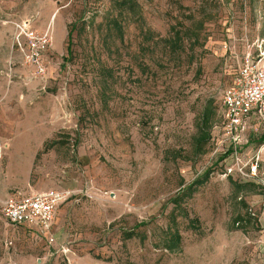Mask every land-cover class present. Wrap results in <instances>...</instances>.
<instances>
[{
    "label": "rangeland",
    "instance_id": "obj_1",
    "mask_svg": "<svg viewBox=\"0 0 264 264\" xmlns=\"http://www.w3.org/2000/svg\"><path fill=\"white\" fill-rule=\"evenodd\" d=\"M24 19L44 77L14 46ZM247 53L264 63V0H0V264H264V117L236 150L223 132ZM49 190L68 193L48 232L3 219Z\"/></svg>",
    "mask_w": 264,
    "mask_h": 264
},
{
    "label": "built area",
    "instance_id": "obj_2",
    "mask_svg": "<svg viewBox=\"0 0 264 264\" xmlns=\"http://www.w3.org/2000/svg\"><path fill=\"white\" fill-rule=\"evenodd\" d=\"M14 46L37 76L46 75L44 54L49 48L48 34L35 32L29 19L15 22ZM221 103L223 132L236 150L249 119L264 117V63L260 58L256 60L251 53L243 55L231 83L223 91ZM67 193L49 190L25 196L11 195L4 201L1 215L12 226L27 225L48 232L55 212L65 201Z\"/></svg>",
    "mask_w": 264,
    "mask_h": 264
},
{
    "label": "trees",
    "instance_id": "obj_3",
    "mask_svg": "<svg viewBox=\"0 0 264 264\" xmlns=\"http://www.w3.org/2000/svg\"><path fill=\"white\" fill-rule=\"evenodd\" d=\"M213 115L214 112H212ZM209 114L208 110L205 108L204 111L202 112L198 123L196 124L197 127V136L194 140V146L196 148H204V146L206 145V143L210 140V122H211V115ZM196 184H193V186H195ZM193 186H190V188H188V193L190 194ZM172 202L175 204V206L177 207L179 205L178 199L174 198L172 200ZM240 220H237V223H239ZM132 237V235L130 236ZM180 236L178 234V232H173L171 234V238L168 240V245L166 246L168 250L170 251H174L175 249H178L180 246Z\"/></svg>",
    "mask_w": 264,
    "mask_h": 264
},
{
    "label": "crops",
    "instance_id": "obj_4",
    "mask_svg": "<svg viewBox=\"0 0 264 264\" xmlns=\"http://www.w3.org/2000/svg\"><path fill=\"white\" fill-rule=\"evenodd\" d=\"M31 27H32V29H33V25L31 24ZM254 119H257L256 117H252V118H250L249 119V121L247 122V124H248V127H249V125H250V123L254 120ZM30 194H33V193H27V192H21V191H14L13 193H11V195H23V196H25V195H30ZM10 195V196H11Z\"/></svg>",
    "mask_w": 264,
    "mask_h": 264
}]
</instances>
